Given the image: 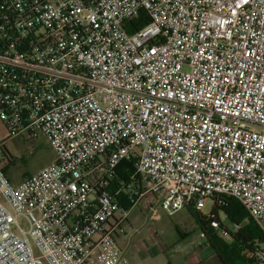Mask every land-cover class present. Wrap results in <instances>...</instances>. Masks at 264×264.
I'll return each instance as SVG.
<instances>
[{"label": "built area", "instance_id": "built-area-1", "mask_svg": "<svg viewBox=\"0 0 264 264\" xmlns=\"http://www.w3.org/2000/svg\"><path fill=\"white\" fill-rule=\"evenodd\" d=\"M0 122L53 152L17 186L0 165V264H130L142 200L233 198L264 234V0H0Z\"/></svg>", "mask_w": 264, "mask_h": 264}, {"label": "rangeland", "instance_id": "rangeland-1", "mask_svg": "<svg viewBox=\"0 0 264 264\" xmlns=\"http://www.w3.org/2000/svg\"><path fill=\"white\" fill-rule=\"evenodd\" d=\"M5 148L11 155L12 163L4 164L3 166L5 167L6 177L12 181H19L21 178H25V176L38 172L53 159V152L43 138H38L36 140H27L23 137L7 139ZM140 208V205L137 206L131 213L130 219H132V227L141 229L144 234L147 232L148 234H154V232H156L160 237V240H158L160 246H162V244L166 245V243L169 244L166 245V254L161 255L159 259L174 262L178 259L177 255L185 256L188 249L191 256L184 257L185 259H189V261L193 262H212L209 256L211 254L210 250L206 249L207 247L205 246V241H208L200 234L199 229L196 227V223L191 218L189 219L184 209L171 216L166 215L158 209L155 220H151L146 224L142 219L143 215L141 210H139ZM211 210L212 202L211 199H208L205 203V207L200 213L207 215ZM221 221L223 222V227L227 230L231 232L236 231V225L229 223L224 218H222ZM211 228L225 241H229V238L221 233L222 228ZM126 229L131 230L129 226L126 227ZM182 232H186V236L183 237L180 235ZM144 234H141L142 238H146ZM199 244H201V247H206L205 251L202 250L200 254H192V251L198 249L197 247ZM176 246L178 247L176 248ZM180 258L182 259V256ZM141 260L146 263L152 262L154 261V255L141 257Z\"/></svg>", "mask_w": 264, "mask_h": 264}, {"label": "trees", "instance_id": "trees-1", "mask_svg": "<svg viewBox=\"0 0 264 264\" xmlns=\"http://www.w3.org/2000/svg\"><path fill=\"white\" fill-rule=\"evenodd\" d=\"M144 20L139 18L136 20V24L141 26ZM132 22V25H136ZM127 32L131 33L132 30L127 28ZM3 144H0V151L3 150ZM4 158L8 156L4 155V151L1 152ZM12 163L11 160L9 164ZM2 170L5 172V167ZM133 172V164L130 160L122 161L117 167L115 180H126L127 177ZM119 204L125 209L129 210L131 203L129 199H118ZM188 212L190 216L197 223V227L200 234L206 238L208 244L213 250L215 256L221 264H249V260L246 254L256 247L264 248V234L257 226V224L248 217L244 207L233 198H224L219 205L212 207L210 212L214 216V219L218 221L220 228L225 232V236L229 238V241H225L221 236L211 228L209 219L206 215L201 214L199 211L189 208ZM233 225H237L238 228L235 232H231L223 227L222 218Z\"/></svg>", "mask_w": 264, "mask_h": 264}, {"label": "crops", "instance_id": "crops-1", "mask_svg": "<svg viewBox=\"0 0 264 264\" xmlns=\"http://www.w3.org/2000/svg\"><path fill=\"white\" fill-rule=\"evenodd\" d=\"M7 139H10V138H8L7 130L4 127V125L0 122V144H3L2 145L3 150L1 149V151H0V156L2 157V160L0 162L1 166H3L4 164H9L10 160L12 162L11 155L9 154L7 149L5 148V142H6ZM12 139H16V138H12ZM2 151H4V155L8 156L9 159L8 158L6 159V158H4L2 156V153H1ZM51 161H50V163H51ZM25 177H27V176H25ZM23 180H24V178H21L19 181H12V180H9V181L13 185L17 186ZM139 205L141 206V208L139 210H141V213L143 215L142 219H143V221L146 224L149 223L151 220H155V218H152L150 216L149 209L146 206L145 201H143V200L140 201L135 207H133L130 210L129 216H128V219H127V222H126V227L129 226L131 230H128L125 227V230H126L125 234L123 236L119 237V239H118V244L123 249V251L125 252L127 257L129 258L130 264H221L219 262V260L217 259V257L215 256V254H214L213 250L211 249L210 245L205 240H204L205 241V246L207 248L206 247H201V244H199L198 247H197L198 249H196V251H192V254H196V253L200 254V252L202 250L205 251V248L209 249L210 253H211L209 256L211 257L212 262H209V261H207L206 263H204V262H196V261L193 262V261H189V259H185L184 257L191 256L190 255V251L188 249H187V252H186L185 256L184 255H177L178 259L176 261H174V262H170L169 260L159 259V257L161 255H165L166 254V252H167L166 245H169V244L166 243V245H165V244L161 243L162 246H160L159 245V241H158V240H160V237L156 234V232H154V234L152 233L153 235L152 234H148V232H147L146 234H148V235H146V234L142 233L141 229H137L135 227H132V225H131L132 219H130V216H131V213L133 212V210L136 209L137 206H139ZM157 210H158V208H155L156 217H157ZM184 210L187 212V216L189 217V219L191 218L194 221V219L190 216V214L188 212V209H184ZM196 227H197V223H196ZM197 229H198V227H197ZM141 234H144L146 236V238H142ZM180 235H182L184 237V236H186V232H182ZM177 247L178 246H176V248ZM194 248H196V247H194ZM200 248H202V249H200ZM152 255H154V261H152V262H147L146 263L145 261L141 260V257L152 256ZM181 256H182V259L180 258Z\"/></svg>", "mask_w": 264, "mask_h": 264}]
</instances>
